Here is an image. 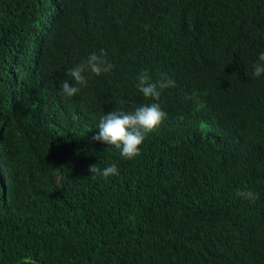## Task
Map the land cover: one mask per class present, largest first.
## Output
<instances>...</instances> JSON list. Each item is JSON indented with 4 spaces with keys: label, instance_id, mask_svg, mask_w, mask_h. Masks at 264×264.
<instances>
[{
    "label": "trees",
    "instance_id": "obj_1",
    "mask_svg": "<svg viewBox=\"0 0 264 264\" xmlns=\"http://www.w3.org/2000/svg\"><path fill=\"white\" fill-rule=\"evenodd\" d=\"M262 52L264 0H0V264H264ZM144 71L176 87L128 160L94 137Z\"/></svg>",
    "mask_w": 264,
    "mask_h": 264
},
{
    "label": "clouds",
    "instance_id": "obj_2",
    "mask_svg": "<svg viewBox=\"0 0 264 264\" xmlns=\"http://www.w3.org/2000/svg\"><path fill=\"white\" fill-rule=\"evenodd\" d=\"M103 49L100 54H91L86 61L77 64L69 70V75L74 81L70 83L64 80L60 84L62 94L67 98L76 96L82 86L87 85L86 72H91L96 76L109 74L114 68L107 58ZM254 77L264 75V52L259 54L258 61L254 64ZM137 89L145 97L154 102L135 108L133 111L113 110L100 117L98 129L99 133L94 137L97 141H102L114 146L119 150L121 157L131 160L140 155V146L144 143L146 136L155 131L164 120L167 113L160 106V99L163 90L176 87L175 80L162 76L157 82H153L147 71L141 72L137 77ZM183 119V117H180ZM91 174L98 173L103 178L118 176L119 171L115 164L99 169L96 165L89 168ZM237 196L246 199H255L256 194L252 191L238 190ZM25 264H35L30 258H25Z\"/></svg>",
    "mask_w": 264,
    "mask_h": 264
}]
</instances>
